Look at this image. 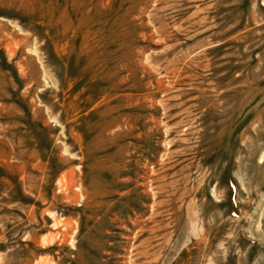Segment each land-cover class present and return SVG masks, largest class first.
<instances>
[{"label": "rangeland", "instance_id": "rangeland-1", "mask_svg": "<svg viewBox=\"0 0 264 264\" xmlns=\"http://www.w3.org/2000/svg\"><path fill=\"white\" fill-rule=\"evenodd\" d=\"M264 264V0H0V264Z\"/></svg>", "mask_w": 264, "mask_h": 264}, {"label": "crops", "instance_id": "crops-1", "mask_svg": "<svg viewBox=\"0 0 264 264\" xmlns=\"http://www.w3.org/2000/svg\"><path fill=\"white\" fill-rule=\"evenodd\" d=\"M33 264H49V259L42 257L37 259Z\"/></svg>", "mask_w": 264, "mask_h": 264}]
</instances>
